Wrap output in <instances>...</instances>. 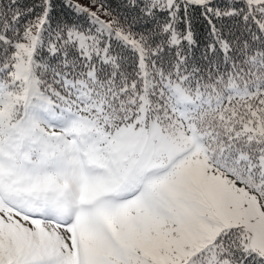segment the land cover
<instances>
[{"label":"snow or ice","instance_id":"obj_1","mask_svg":"<svg viewBox=\"0 0 264 264\" xmlns=\"http://www.w3.org/2000/svg\"><path fill=\"white\" fill-rule=\"evenodd\" d=\"M0 264H264V0H0Z\"/></svg>","mask_w":264,"mask_h":264},{"label":"trees","instance_id":"obj_2","mask_svg":"<svg viewBox=\"0 0 264 264\" xmlns=\"http://www.w3.org/2000/svg\"><path fill=\"white\" fill-rule=\"evenodd\" d=\"M79 2L86 4L85 2H88V0H79ZM102 2H105V0H102ZM106 2L112 3L114 6L115 0H106Z\"/></svg>","mask_w":264,"mask_h":264},{"label":"rangeland","instance_id":"obj_3","mask_svg":"<svg viewBox=\"0 0 264 264\" xmlns=\"http://www.w3.org/2000/svg\"><path fill=\"white\" fill-rule=\"evenodd\" d=\"M85 3L87 4V2H85ZM92 10L93 11H96V8L94 7V8H92ZM101 18H104V17L102 16Z\"/></svg>","mask_w":264,"mask_h":264}]
</instances>
